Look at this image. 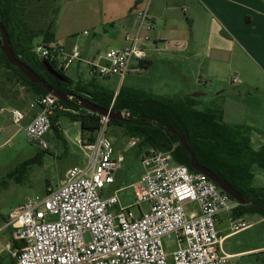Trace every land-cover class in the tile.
Instances as JSON below:
<instances>
[{"label": "built area", "instance_id": "built-area-1", "mask_svg": "<svg viewBox=\"0 0 264 264\" xmlns=\"http://www.w3.org/2000/svg\"><path fill=\"white\" fill-rule=\"evenodd\" d=\"M150 3L136 12V34L125 36L124 47L107 51L104 64L89 62L95 75L118 77L122 83L129 73L143 70L148 52L140 42L149 41V32L155 28ZM35 50L41 59L64 70L82 56L77 46L67 51L55 43L38 44ZM31 107L39 112L28 124L22 125L26 115L17 108L11 111L13 122L43 150L48 149L45 136L57 111L82 112L66 108L53 94L34 97ZM91 113L99 116L93 141L77 140L87 165L70 168L56 187L48 185L44 196L27 199L8 217L6 227L19 245L7 243L5 250L15 264H236L222 249L217 225L219 216L233 214L239 203L204 174L175 162L172 151L145 153L132 204L121 203L120 190L103 197L106 185L116 183L125 151L137 147L141 139L128 137L125 149H117L109 136L111 117ZM121 113L125 119L131 117L128 110ZM143 203L149 210L142 209ZM189 205L193 206L187 209ZM137 207L139 215L132 210ZM248 227L250 223L242 217L229 221L230 234ZM172 238L177 247L167 252L165 239Z\"/></svg>", "mask_w": 264, "mask_h": 264}, {"label": "crops", "instance_id": "crops-1", "mask_svg": "<svg viewBox=\"0 0 264 264\" xmlns=\"http://www.w3.org/2000/svg\"><path fill=\"white\" fill-rule=\"evenodd\" d=\"M98 1L102 5L100 13L90 12L78 18L81 25L90 23V27H95L93 30L99 31L97 36L91 38L87 47L80 46L79 38L72 39L74 33L69 28L66 27V33L63 32L59 20L53 27L54 43L65 47L67 51L77 46L82 55L79 62L86 63L93 75L95 74L91 71L89 62L104 64L107 51L126 45L125 36L135 35L137 31L136 12L148 0ZM150 15L155 28L149 32V41L140 42L149 52L145 61L149 66L143 70L149 75L157 63H161L160 72L163 75L168 71L173 72V78L185 81L186 88L179 99L193 97V94L203 90L209 92V82L215 81L231 95L225 98L223 107L219 108L223 111L226 123L264 129L263 123H259L255 116H249L250 111L251 114L255 113L254 107H250L249 111L241 100L235 98L256 95L261 91L264 94V0H151ZM82 28L79 31L88 35V31H83ZM193 60L201 61L198 68ZM165 79L170 81L167 77ZM92 80L77 81L89 83ZM204 81L206 85H203ZM98 84L114 90L108 85ZM10 88L11 86L0 81V107L12 105V109L22 110L26 115L24 124H28L39 110L31 107L33 98L29 97L28 102L14 98L10 94ZM207 96L209 95L205 97ZM198 100L199 109L212 107L207 106L201 98ZM9 122L12 123L9 115H1L0 131ZM254 134H258V131H253L251 136L252 146L258 150L264 145V141L259 138L258 146H254ZM231 218L236 217L222 213L217 226L223 240L222 249L233 256L232 261L264 253V247L231 252L225 250L227 240L255 224L250 223L247 229L230 234ZM242 218L245 219V216Z\"/></svg>", "mask_w": 264, "mask_h": 264}, {"label": "rangeland", "instance_id": "rangeland-1", "mask_svg": "<svg viewBox=\"0 0 264 264\" xmlns=\"http://www.w3.org/2000/svg\"><path fill=\"white\" fill-rule=\"evenodd\" d=\"M28 7V21L32 29L38 30L45 27L50 21L59 20L60 28L66 33V27L73 31L72 39H78L80 46H88L91 38L97 36L98 29L88 25H81L78 19L82 14L87 15L101 12V2L98 0H26ZM60 8V10H59ZM59 10V13H58ZM58 13V14H57ZM96 20V19H94ZM94 22V21H93ZM85 27V28H82ZM82 30H87L85 35ZM83 30V31H84ZM42 39L38 38L35 43ZM36 49V47H35ZM36 52V50H35ZM149 53V52H148ZM200 60L194 61L198 68ZM161 63L148 75L144 70L140 73H129L122 83L118 77L102 78L93 75L87 64L76 62L71 65L65 73L73 80L88 81L95 79L97 83H102L112 87L115 91L124 88L126 90L143 91L147 94L161 95L173 99L182 97V91L186 88L185 81L173 78V72H166L164 75L160 72ZM172 75V76H171ZM170 81H166L165 78ZM0 81L4 85L11 86L10 94L17 99L28 102V98L34 99L26 86L16 76L13 70L5 64H0ZM203 85H206L204 81ZM23 87V88H22ZM228 89V88H226ZM27 91L25 95L24 92ZM220 91L222 94L217 95ZM215 81L209 82V92L206 90L200 93L209 95L201 98L207 106L216 108L223 107L226 97L231 96L225 92ZM212 96H211V94ZM241 100L250 111L254 107L255 113H249V116H255L259 123L264 125V94L258 92L256 95L246 97H235ZM200 99V98H199ZM12 105L0 107V116L9 115L12 123H7V127L0 131V264H15L14 260L5 250L7 243H13L11 231L7 229L6 223L11 212L23 204L27 199L35 196H44L48 185L56 187L60 180L65 176L67 170L74 166L87 165L88 158L77 139L81 137L80 123L73 118L63 115L58 119V133L51 130L45 140L48 143V149L43 150L38 144L29 141L26 131L15 125L12 119ZM23 126L24 122L22 123ZM258 134H254V146H258L260 139L264 141V129L255 128ZM120 126L111 124L109 127V136L119 150L125 149L128 142V135ZM253 134V133H252ZM260 138V139H259ZM149 151V147L140 143L137 147L125 151V162L122 168L116 174V183L106 185L104 188V198L115 195L120 190L118 197L121 203L128 206L135 200V187L141 180L143 168L141 164L142 157ZM255 180L253 186L264 188V170L254 168ZM193 205L187 206L190 209ZM143 210H149V205L143 203ZM136 215L140 214L139 208H132ZM261 216L250 214L245 216L248 223H255L250 229L230 238L224 245L227 252L240 251L253 247H264V220ZM89 234L86 239L89 240ZM174 239H165V248L167 252H172L176 248ZM260 257V258H258ZM239 264H264V253L260 255L245 256L243 259L233 260ZM260 261V262H259Z\"/></svg>", "mask_w": 264, "mask_h": 264}, {"label": "trees", "instance_id": "trees-1", "mask_svg": "<svg viewBox=\"0 0 264 264\" xmlns=\"http://www.w3.org/2000/svg\"><path fill=\"white\" fill-rule=\"evenodd\" d=\"M25 1L0 0V22L8 32L12 51L49 85L75 97L67 102L59 100L62 105L82 111L79 115L57 111L51 118L52 130L58 133V119L67 115L80 123L82 139L93 141L99 127V116L87 111L78 99H86L105 109L113 107L116 112L128 110L131 114L129 119L125 122L112 120L111 124L123 127L128 137H139L140 143L144 142L149 150L172 151L175 162L195 172L190 167V154L180 143L178 134H181L201 165L230 183L250 201L245 205L239 204L233 216L239 218L256 214L264 218V188L252 186L254 168L264 169V145L256 150L251 142L252 133L257 129L226 123L219 108L199 109V98L173 99L124 88L117 93L99 85L95 79L89 83L74 81L63 68L41 59L35 53L38 44L50 45L55 42L53 27L57 15L45 27L34 30L29 25ZM1 38L0 33V41ZM38 38L42 41L36 45ZM0 64L13 70L34 97L49 94L42 84L32 83L20 69L11 65L1 48ZM148 66V62L143 63V69ZM169 128H173L175 133ZM13 245L18 247L19 244L14 241Z\"/></svg>", "mask_w": 264, "mask_h": 264}, {"label": "water", "instance_id": "water-1", "mask_svg": "<svg viewBox=\"0 0 264 264\" xmlns=\"http://www.w3.org/2000/svg\"><path fill=\"white\" fill-rule=\"evenodd\" d=\"M0 33L2 35L1 41H0V48L5 54L7 60L10 62L11 65L14 67L20 69L25 76L35 84H42L44 88L47 90L49 94H53L55 97H57L59 100L67 102L68 95L64 94L63 92L59 91L58 89L52 87L49 85L45 80L39 77V75L27 64L19 60L14 52L11 49V42L8 35L7 30L4 28V26L0 22ZM47 65V64H46ZM55 74V73H54ZM206 94L203 93H195L193 94V97L195 98H203ZM79 102L82 104V106L93 112L98 113L100 115L104 116H110L112 120L125 122L126 119L122 116L121 112L116 111H110L109 109L102 108L86 99H78ZM169 130L173 133H175V130L173 128H169ZM178 137L180 139V143L185 147L187 152L190 154L191 160H190V167L199 173L204 174L206 177H208L210 180H212L214 183L218 185L220 189H222L224 192L228 193L235 201H237L241 205L248 204L250 201L246 200L244 196L236 189L234 188L230 183L225 181L224 179L220 178L218 175H216L213 171L208 169L207 167L201 165L195 158L193 151L191 150L190 146L188 145L186 139L181 135L178 134Z\"/></svg>", "mask_w": 264, "mask_h": 264}]
</instances>
